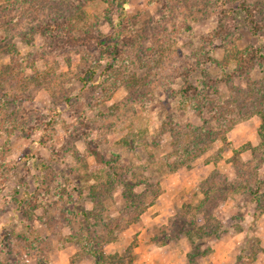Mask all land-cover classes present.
Segmentation results:
<instances>
[{
  "label": "rangeland",
  "instance_id": "1",
  "mask_svg": "<svg viewBox=\"0 0 264 264\" xmlns=\"http://www.w3.org/2000/svg\"><path fill=\"white\" fill-rule=\"evenodd\" d=\"M86 34L118 45L112 68L104 50L70 46ZM246 49L264 54V0H0V264H93L75 237L83 225L108 232L112 216L107 253L136 242L132 264H188L185 235L152 237L210 174L238 184L240 148L246 184L214 210L225 231L197 261L264 264V146L249 148L261 141L264 58L241 60ZM189 84L199 92L185 100ZM202 126L215 140L188 147ZM259 179L261 202L246 189ZM94 209L101 218L81 214Z\"/></svg>",
  "mask_w": 264,
  "mask_h": 264
},
{
  "label": "trees",
  "instance_id": "2",
  "mask_svg": "<svg viewBox=\"0 0 264 264\" xmlns=\"http://www.w3.org/2000/svg\"><path fill=\"white\" fill-rule=\"evenodd\" d=\"M123 3H125V1H123ZM247 15H249V12L246 14V16ZM251 23L254 31H257L260 28V26H258L253 19ZM72 39L73 41L70 45L72 47L78 46L86 47L91 50H104L106 52V55L108 56L106 65V68L108 69L114 66V62L118 59V56L120 54V49L118 48V45L114 43V41H106V39L96 34H86L81 37H73ZM244 55H246V57H244ZM256 56L264 58V54L261 53L260 49H246L241 52L238 58L240 57V59L243 60L247 58L250 59L252 57L256 58ZM81 78L83 79V77ZM198 92L199 87L194 84H189L182 88V93L185 100L189 96H194L198 94ZM260 102L261 104H264V99H262ZM226 109L232 110V108ZM228 114L231 115L232 111L226 113V115ZM262 119L263 123L259 129V136L261 141L257 146L249 147L252 150L254 156L256 155V152L264 146V113H262ZM231 127L232 126L230 124L229 127H227V130L231 129ZM207 128H209V126L194 128V135L192 141L188 144V147L192 146L196 147V150L199 149L204 151L205 148H202L204 138L209 135L211 136L210 141L215 140L214 137H212L211 135L212 131H207ZM221 138L224 141L226 140V136L224 137V135H221ZM188 147H185V152L188 150ZM241 150H243V148L234 149L235 159H232L233 165L236 169L237 177L240 179L238 181V184H232L227 179V177H223L219 172L217 174H210L208 177L202 180L200 185L203 197L193 206L186 205L182 211L177 212L174 216L169 219L167 225H162L159 232L152 237V241L154 243L159 246H164L167 245L170 241L177 239L179 236L185 235L191 245V249L187 252L186 255L188 264H200L197 261V258H199L200 256H206L211 252L210 247L201 249L202 244H204V242H202L203 239L205 237H220L225 231L223 223L214 215V210L219 206L221 201L226 200L234 190H241L240 188H243L246 184V180L243 178L244 171H241L242 168H240L241 166L239 156ZM220 154L221 152H219V155H216L217 158H213L211 160L217 161V159L220 157ZM261 162L262 161H257L255 165L258 167ZM180 164L181 163H179L176 167L173 168H177L178 166H180ZM215 175H218L221 178H216ZM257 182V188L247 187L246 189L253 195V199L255 201L258 200L259 202H261V194L259 193V183H261L262 180L259 179V181ZM158 191V188L154 191H151L152 197L150 199H146V196H144L143 201L136 203L139 204L143 202L145 205H140L141 207L136 213H130L128 218L125 219L127 225L132 223V221L140 220L141 214L146 210L149 205H152L154 203L155 197L159 195L160 191ZM131 196L132 199L136 200L142 195L132 192ZM92 198L96 203L101 200L98 196H95V194H93ZM81 214L84 216L85 219H89L90 217L101 216V213H97V210L95 209L93 211L83 210L81 211ZM113 218L114 217L112 216L107 218V221L103 220L102 225L107 228L108 232L104 229L105 232L98 234L97 231L91 230V226L83 225V228L81 229V234L75 237V239H77L76 241L82 246L83 251L92 257L93 264H132L137 257L134 251V246L136 242L132 243V245L129 246L122 253H107L105 251L103 244L105 242L107 243L108 241L110 242L115 239V236L113 235L114 230L109 227V223L113 220ZM201 218H203V222H201ZM114 219L117 221V223H119V220H117V218ZM122 219L121 221H123Z\"/></svg>",
  "mask_w": 264,
  "mask_h": 264
},
{
  "label": "crops",
  "instance_id": "3",
  "mask_svg": "<svg viewBox=\"0 0 264 264\" xmlns=\"http://www.w3.org/2000/svg\"><path fill=\"white\" fill-rule=\"evenodd\" d=\"M170 216H171V215H170ZM170 216H169V217H170Z\"/></svg>",
  "mask_w": 264,
  "mask_h": 264
}]
</instances>
